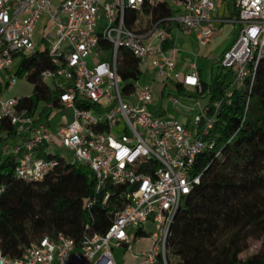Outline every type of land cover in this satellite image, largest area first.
I'll list each match as a JSON object with an SVG mask.
<instances>
[{
	"label": "built area",
	"instance_id": "1",
	"mask_svg": "<svg viewBox=\"0 0 264 264\" xmlns=\"http://www.w3.org/2000/svg\"><path fill=\"white\" fill-rule=\"evenodd\" d=\"M219 0H0V71H9L14 58L37 51L40 44L53 68L40 73L52 94L48 106L68 110L54 130L34 123L26 109H18L20 97L0 95V122L12 130L30 128L31 135L18 143L4 144L15 156L14 175L27 181L43 179L57 165L54 150L67 148L71 165L90 171L93 194L89 207L109 186L124 187V201L102 233H84L79 241L64 234L44 235L17 257L0 251V264H115L112 246L130 247L138 234H146L147 249L137 253L144 264H167L166 240L172 218L182 201L199 182L193 174L196 157L214 146L215 115L225 99L206 105L184 120L157 115L150 105L153 83L180 84L202 93L198 71L176 69L171 44L176 34L193 37L197 53L213 39L211 23L234 21L239 25L230 47L218 60L233 80L225 96L252 81L264 58V0H234L236 15L215 20ZM165 10L167 11L165 13ZM41 46V45H40ZM136 60L134 75L122 78L121 51ZM121 68V69H120ZM123 68V69H122ZM150 79V81L148 80ZM16 82L9 76L7 85ZM250 86V85H249ZM174 88V89H175ZM176 89L166 93L177 105ZM56 102V104H54ZM47 155L51 156L48 158ZM150 223L153 230L148 231ZM134 229V234L130 230Z\"/></svg>",
	"mask_w": 264,
	"mask_h": 264
},
{
	"label": "trees",
	"instance_id": "2",
	"mask_svg": "<svg viewBox=\"0 0 264 264\" xmlns=\"http://www.w3.org/2000/svg\"><path fill=\"white\" fill-rule=\"evenodd\" d=\"M230 1V15L234 17L236 7L234 0ZM121 54L122 67L133 68L130 72L119 70L125 79L134 75L136 60L126 50ZM53 67L45 50L22 56L16 75L31 82L33 90L20 97L18 109L32 113L39 102L52 99L40 73ZM219 67L222 70L209 84H202L203 94L198 95L207 101V113L212 112L213 101L225 99L215 115L214 146L196 157L193 174L200 173V179L172 218L166 240L167 264H264V247L240 256L249 248L250 239L261 240L264 246V58L257 63L252 81L246 80L230 96L225 93L233 74ZM176 87L179 92L183 88L180 84ZM1 130L9 133L12 125L2 121ZM52 157L57 159L52 171L41 180L27 181L14 175L12 152L0 154L2 254L17 257L44 235L61 233L79 241L84 233H102L114 211L123 206L118 193L124 187L117 185L109 186L105 203L101 192L89 207L85 206L84 200L93 194L90 171L67 163L59 155ZM66 170L82 180L83 188L65 184L59 190L49 186L50 178Z\"/></svg>",
	"mask_w": 264,
	"mask_h": 264
},
{
	"label": "crops",
	"instance_id": "3",
	"mask_svg": "<svg viewBox=\"0 0 264 264\" xmlns=\"http://www.w3.org/2000/svg\"><path fill=\"white\" fill-rule=\"evenodd\" d=\"M233 7L230 0H219L217 9L213 12L212 17L215 20L219 19H225L226 17H229L230 19H233L234 17H231V11ZM224 22H230V21H224ZM217 24H220L222 22H215ZM238 31V29H237ZM214 37V36H213ZM236 37V36H235ZM234 37V39H235ZM216 39V38H215ZM215 39H212V41L207 44L205 47L200 49V51L197 53L198 46L194 42V39L192 36L187 35L183 32H179L176 34V37L174 41L171 43L175 48V59H176V69L179 71H189L193 67H195L199 74V79L201 84H209L212 77L217 74V70L213 72L212 70V63L208 65L207 74H205L202 69H200L197 65V59L201 54H208L211 51V47L214 44ZM233 37H227L223 42L219 45L218 49V59L216 60V63L218 65V60L223 55V53L230 47V45L234 41ZM215 51V50H214ZM17 57L14 58L13 64L9 71H0V93L3 89L8 87L7 81L10 75L14 74L16 75V70L13 68L14 62ZM157 84V85H156ZM154 89V99L153 103L150 105V109L154 114L157 115H163V116H171L175 117L179 120H184L186 122L187 126H190L191 124V118L189 115L193 114V107H197L198 111L200 109V106H204L207 104V101L197 95V91L193 87H184L179 92L177 88H175L178 104H173L170 99L167 97L168 95L165 94L166 90L169 88L172 91L175 89L172 88V86L167 83V89H163V83L155 82L152 84ZM158 86V87H155ZM1 95V94H0ZM28 96V95H27ZM22 97V96H21ZM189 102L193 103V107L188 108ZM205 102V103H203ZM54 108L58 109V111L64 112V118L70 117V113L68 110L65 109H59V107L53 106ZM51 106H48L46 102H39L34 112L30 113L34 119V123H44L49 129L54 130L57 126V124L63 120L60 119L56 122H53L54 115H51ZM31 130L30 128L23 127V129L11 132H6L1 130L0 131V137L2 138V143L0 147V154H4L2 146L6 143L8 144H14L18 143L21 140H24L25 138L30 137ZM61 155V154H60ZM149 226L150 223H149ZM130 234H134V229H131ZM139 237L137 240L133 239V242L130 244V247L125 246L124 244H118L112 246V256L114 258L115 264H125L124 258L119 260L116 259L114 256H132V260L128 261V264H144V262H140V260L136 259L137 253L141 250L147 249L149 246V243L146 247H142L139 250L133 251V246H138L140 243V239L142 236H147L146 234H138ZM137 248V247H136ZM114 249H117V253L114 252ZM138 249V248H137Z\"/></svg>",
	"mask_w": 264,
	"mask_h": 264
},
{
	"label": "rangeland",
	"instance_id": "4",
	"mask_svg": "<svg viewBox=\"0 0 264 264\" xmlns=\"http://www.w3.org/2000/svg\"><path fill=\"white\" fill-rule=\"evenodd\" d=\"M227 18V17H226ZM229 19V17L227 18ZM232 20V19H230ZM239 25L237 23H235L234 21H230V22H222L220 24L217 23H211V28L213 29V39H215L214 44L211 47V51L208 54H201V56L198 57L197 59V65L200 69H202V71L207 74V70H208V65L210 63H212L211 67L213 72H215L216 70H222L216 63V60L218 59L217 57H219L218 55V47L219 45L223 42V40H225L227 37H234L237 34V29H238ZM36 49L38 50H43L48 44L46 42H43L40 44L39 39L41 36V32L39 31V28L36 31ZM41 45V46H40ZM215 50V51H214ZM22 56H17L13 68L17 69L20 63ZM150 81V79H148ZM157 85V84H156ZM155 87H158L156 86ZM33 90V85L31 82H29L24 76H17L16 75V82L12 85V86H8L5 89H3L1 91V96L3 98H9V97H21V96H27L30 95L32 93ZM205 103V102H203ZM189 106H187L188 108L193 107V103L189 102L188 103ZM198 113V108L195 106L193 107V114ZM51 115H54L53 117V122H56L62 118H64V112L62 111H58V109L56 108H51ZM54 152L61 154L65 157V159L67 160V163H69L72 160V154L71 152L64 147L61 148H56L54 150ZM48 184L50 187H54L57 189H64L62 188L65 184L69 185V186H74V187H79V188H83V182L81 180H78V178L75 176V173H73L70 170H66L61 172L57 177H52L48 180ZM183 204V203H182ZM147 230H153V226H149V224L147 225ZM140 243L138 246H133V251L139 250L140 248H144L148 245L149 240L147 236H142L140 239ZM138 249H137V248ZM262 247V243L261 240H254V239H250V246L247 250H245L244 252H242L240 254V256H245L247 254L253 253L258 251L259 249H261ZM117 249H114V252L117 253ZM116 257V259L118 260V262H120L119 260L123 259L125 260V264H128V261L132 260V256H114ZM140 262H142V259L140 260Z\"/></svg>",
	"mask_w": 264,
	"mask_h": 264
}]
</instances>
